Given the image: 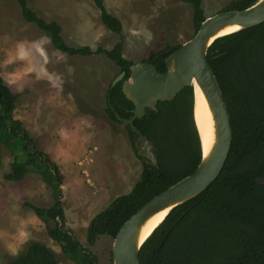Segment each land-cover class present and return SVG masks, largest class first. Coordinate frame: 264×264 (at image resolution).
<instances>
[{
    "label": "trees",
    "instance_id": "16d2710c",
    "mask_svg": "<svg viewBox=\"0 0 264 264\" xmlns=\"http://www.w3.org/2000/svg\"><path fill=\"white\" fill-rule=\"evenodd\" d=\"M91 1L101 24L109 32L121 34L120 20L106 10L104 1ZM177 1L191 5L195 34L206 18L201 1ZM255 1L234 0L223 12L244 10ZM15 2L22 19L34 24L54 50L68 56L102 54L117 68V75L124 73L123 79L114 86L112 81L104 93L106 117L123 126L117 117L130 119L133 105L123 96L121 84L133 63L123 58L121 42L108 50L69 46L57 22L39 17L27 0ZM179 47L167 44L143 62L164 73L165 58ZM206 60L230 117V153L218 178L204 192L172 209L143 243L138 254L140 264H264V186L258 183L264 178V22L218 38L208 48ZM15 103L16 94L0 77V150L4 147L12 155L3 179L16 182L28 172L37 174L52 192L53 203L48 208L30 203L24 206L45 225L49 239L67 260L98 264L97 258L65 228L60 193L63 175L49 155L36 148L22 122L13 117ZM192 113V88L185 87L172 101L158 102L156 111L146 109L143 117L133 121L132 125L153 146L157 159L154 167L138 156L136 135L123 126L135 156L142 162L140 178L128 193L91 218L86 230L88 245H94L101 236L113 239L149 200L193 173L201 160V150ZM7 264L58 263L53 251L33 242Z\"/></svg>",
    "mask_w": 264,
    "mask_h": 264
},
{
    "label": "rangeland",
    "instance_id": "374dc122",
    "mask_svg": "<svg viewBox=\"0 0 264 264\" xmlns=\"http://www.w3.org/2000/svg\"><path fill=\"white\" fill-rule=\"evenodd\" d=\"M103 1L106 10L120 20L121 34L111 33L101 24L91 0L27 3L45 21L58 22L69 46L108 50L121 42L123 58L133 64L194 35L189 4L177 0ZM200 1L207 18L223 12L234 0ZM117 73L102 54L68 56L54 50L34 24L22 19L15 0H0V77L16 94L13 117L22 121L36 148L59 167L65 228L98 264L110 263L113 240L101 236L88 245V222L115 198L128 193L142 170L126 129L110 122L104 113V93ZM0 158V264L23 254L33 242L53 251L58 264H73L49 239L45 225L24 206L50 207V189L31 172L20 181L4 180L12 155L1 147Z\"/></svg>",
    "mask_w": 264,
    "mask_h": 264
},
{
    "label": "water",
    "instance_id": "95a60500",
    "mask_svg": "<svg viewBox=\"0 0 264 264\" xmlns=\"http://www.w3.org/2000/svg\"><path fill=\"white\" fill-rule=\"evenodd\" d=\"M263 22L264 0H256L244 10L225 11L205 18L193 37L165 58L164 73H159L155 66L146 62L132 64L129 67V76L122 82L121 92L133 105L132 117L127 120L116 117L124 127H130L135 133L138 156L144 158L149 166L156 165L153 146L132 125L133 121L143 117L146 109L156 111L158 102L172 101L182 89L191 87L192 115L200 144L201 160L193 173L154 196L120 227L112 239L111 264H140L138 254L141 246L163 221L141 241V229L145 223L163 211H167L166 217L175 207L204 192L220 175L230 153L232 129L219 85L206 60V52L218 38ZM232 26H237L238 29L220 34ZM123 77V72L116 76L112 86ZM193 83L203 99L213 130V141L207 144V152L195 120L196 101ZM258 183L264 186V178L259 179Z\"/></svg>",
    "mask_w": 264,
    "mask_h": 264
},
{
    "label": "bare ground",
    "instance_id": "6f19581e",
    "mask_svg": "<svg viewBox=\"0 0 264 264\" xmlns=\"http://www.w3.org/2000/svg\"><path fill=\"white\" fill-rule=\"evenodd\" d=\"M238 29L237 26L227 27L220 34L231 33ZM194 95L196 101V108L194 111L195 120L198 126L199 131L203 137V143L205 151L207 152V144L213 141V130L210 123L209 114L204 106L203 99L199 94V91L196 85L193 83ZM167 211L160 212L153 217H151L141 229V241L145 239L152 231L155 229L164 219Z\"/></svg>",
    "mask_w": 264,
    "mask_h": 264
},
{
    "label": "crops",
    "instance_id": "0c3cea01",
    "mask_svg": "<svg viewBox=\"0 0 264 264\" xmlns=\"http://www.w3.org/2000/svg\"><path fill=\"white\" fill-rule=\"evenodd\" d=\"M76 11V13L75 14H77V15H79V14H81L80 13V11H77V10H75ZM109 13H110V10H107ZM115 17H117V16H115ZM52 21H54V20H52ZM56 22V21H55ZM58 23V22H57ZM61 32H62V29H61ZM39 72L40 71H38V74H39ZM22 122V121H21ZM50 157V156H49ZM52 160V159H51ZM53 161V160H52ZM54 162V161H53ZM63 184V183H62ZM62 186V185H61ZM61 186H60V188H61ZM27 234H33V233H27ZM50 244V243H49ZM7 248H9V245H8V247Z\"/></svg>",
    "mask_w": 264,
    "mask_h": 264
},
{
    "label": "clouds",
    "instance_id": "9594fccd",
    "mask_svg": "<svg viewBox=\"0 0 264 264\" xmlns=\"http://www.w3.org/2000/svg\"><path fill=\"white\" fill-rule=\"evenodd\" d=\"M21 237H23V234H21ZM13 251H14V249H13Z\"/></svg>",
    "mask_w": 264,
    "mask_h": 264
}]
</instances>
